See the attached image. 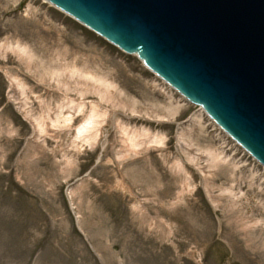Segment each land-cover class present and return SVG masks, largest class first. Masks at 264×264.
Wrapping results in <instances>:
<instances>
[{
	"label": "rangeland",
	"instance_id": "rangeland-1",
	"mask_svg": "<svg viewBox=\"0 0 264 264\" xmlns=\"http://www.w3.org/2000/svg\"><path fill=\"white\" fill-rule=\"evenodd\" d=\"M261 241L264 168L200 107L46 0H0V264H264Z\"/></svg>",
	"mask_w": 264,
	"mask_h": 264
},
{
	"label": "water",
	"instance_id": "water-1",
	"mask_svg": "<svg viewBox=\"0 0 264 264\" xmlns=\"http://www.w3.org/2000/svg\"><path fill=\"white\" fill-rule=\"evenodd\" d=\"M128 54L264 165V0H47Z\"/></svg>",
	"mask_w": 264,
	"mask_h": 264
},
{
	"label": "bare ground",
	"instance_id": "bare-ground-1",
	"mask_svg": "<svg viewBox=\"0 0 264 264\" xmlns=\"http://www.w3.org/2000/svg\"><path fill=\"white\" fill-rule=\"evenodd\" d=\"M18 51H21V52H24L25 51V48H20L18 47L17 48ZM12 79L14 81H16L17 79L15 77H12ZM13 81V82H14ZM19 84V82L17 83ZM95 111L94 107H92V112ZM29 113V112H28ZM94 114V112H93ZM90 115L89 119L83 123L77 130V138L80 140V141H87V138L92 135L93 132H95V130L97 129V125H98V122H97V119L96 118V114L94 115ZM69 121H71V118L68 119ZM56 122H58V118L56 119ZM36 126L40 129V131H44L45 129L43 128V125L41 124V122H38V120L36 119V122H35ZM89 139V138H88ZM156 142V141H155ZM158 143H162V139H160V141ZM139 145L138 143L136 144V146ZM211 157L215 160V162L217 163V165H220V164H227L229 163L227 161V159L223 158L222 155H220V153L218 154H213L211 153ZM261 222V221H260ZM259 221L256 223V225H252V226H249V225H246V229L249 228H255V226H257L258 224H261ZM253 231L252 230H249L247 233H246V236L249 238L250 242L253 240H256V237L253 236ZM254 242V241H253ZM256 243H257V240H256ZM261 245L264 246V241H261Z\"/></svg>",
	"mask_w": 264,
	"mask_h": 264
}]
</instances>
